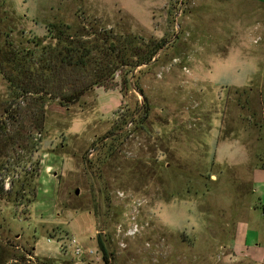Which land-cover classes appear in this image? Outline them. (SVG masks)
<instances>
[{
  "label": "rangeland",
  "instance_id": "1",
  "mask_svg": "<svg viewBox=\"0 0 264 264\" xmlns=\"http://www.w3.org/2000/svg\"><path fill=\"white\" fill-rule=\"evenodd\" d=\"M262 8L0 0L3 51L47 43V26L58 24L92 47L107 46L95 35L112 36L129 62L112 66L108 88L69 107L35 97L11 106L0 74V127L10 138L0 157L4 264H106L100 236L114 264L264 259ZM145 44L162 47L135 67ZM73 237L95 254L74 257Z\"/></svg>",
  "mask_w": 264,
  "mask_h": 264
},
{
  "label": "trees",
  "instance_id": "2",
  "mask_svg": "<svg viewBox=\"0 0 264 264\" xmlns=\"http://www.w3.org/2000/svg\"><path fill=\"white\" fill-rule=\"evenodd\" d=\"M47 31V43L37 39L33 42L34 47L26 50L13 49L9 43L4 46L6 51L0 49V74L8 84L11 106L21 97H35L43 102L59 100L62 106L69 107L79 102L94 87L108 88L114 79L113 65L115 69L118 65H129L125 57L119 55L117 41L112 36L94 34L107 46L92 47L90 43L80 40L79 31L69 25L50 24ZM161 47L145 44L146 51L139 56L141 60L134 62V66L149 63ZM101 50L102 53L95 56V52ZM91 66L93 70L90 71ZM4 113H8V108L4 109ZM9 140L6 128L0 127V157ZM106 243L100 236L102 259L109 264L110 254ZM14 260L18 263V259ZM0 264H4L1 258Z\"/></svg>",
  "mask_w": 264,
  "mask_h": 264
},
{
  "label": "built area",
  "instance_id": "3",
  "mask_svg": "<svg viewBox=\"0 0 264 264\" xmlns=\"http://www.w3.org/2000/svg\"><path fill=\"white\" fill-rule=\"evenodd\" d=\"M263 213H264V206H263ZM117 231L120 234L121 229L118 228ZM126 235L132 236V235H134V232H132V231L131 232H127ZM48 241L50 242V239H48ZM69 246L73 248V250H72L73 252L72 253H73L74 257H76L77 259H80V258H82L84 256H86V257H92L95 254V252L92 249L85 250L80 245V243L77 241V239L74 238V237L69 240ZM61 247H63V246H61Z\"/></svg>",
  "mask_w": 264,
  "mask_h": 264
},
{
  "label": "crops",
  "instance_id": "4",
  "mask_svg": "<svg viewBox=\"0 0 264 264\" xmlns=\"http://www.w3.org/2000/svg\"><path fill=\"white\" fill-rule=\"evenodd\" d=\"M244 2L246 3V4H248V7L249 8H253V9H255L256 11H260V13H262L261 11H262V7L264 6V2H262V1H260V0H244ZM233 247V246H232ZM233 250H235L234 249V247L232 248ZM249 260H251V259H249ZM258 262V264H264V259H262V260H259V261H257Z\"/></svg>",
  "mask_w": 264,
  "mask_h": 264
},
{
  "label": "water",
  "instance_id": "5",
  "mask_svg": "<svg viewBox=\"0 0 264 264\" xmlns=\"http://www.w3.org/2000/svg\"><path fill=\"white\" fill-rule=\"evenodd\" d=\"M76 193L78 194V191H76ZM109 264H114V259L113 256L110 254V263Z\"/></svg>",
  "mask_w": 264,
  "mask_h": 264
}]
</instances>
